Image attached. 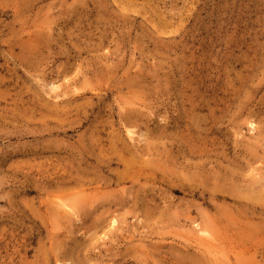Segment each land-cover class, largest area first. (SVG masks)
Instances as JSON below:
<instances>
[{
  "label": "rangeland",
  "instance_id": "rangeland-1",
  "mask_svg": "<svg viewBox=\"0 0 264 264\" xmlns=\"http://www.w3.org/2000/svg\"><path fill=\"white\" fill-rule=\"evenodd\" d=\"M0 264H264V0H0Z\"/></svg>",
  "mask_w": 264,
  "mask_h": 264
},
{
  "label": "bare ground",
  "instance_id": "bare-ground-1",
  "mask_svg": "<svg viewBox=\"0 0 264 264\" xmlns=\"http://www.w3.org/2000/svg\"><path fill=\"white\" fill-rule=\"evenodd\" d=\"M49 86H51V88L50 89H52V90H55L58 86L56 85V83H54V81L53 82H51L50 83V85ZM144 133V132H143ZM143 133H133L134 135L136 134V136L137 137H140V139H142V138H145V134H143ZM131 137H133V136H131ZM139 139V140H140ZM143 141V140H142ZM67 206V205H66ZM65 206V207H66ZM71 207V206H70ZM71 209V208H70ZM75 210V209H74ZM71 213V212H70ZM201 231V230H200Z\"/></svg>",
  "mask_w": 264,
  "mask_h": 264
}]
</instances>
